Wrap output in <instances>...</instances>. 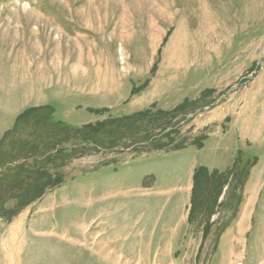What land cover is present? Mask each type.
Listing matches in <instances>:
<instances>
[{
    "label": "rangeland",
    "instance_id": "1",
    "mask_svg": "<svg viewBox=\"0 0 264 264\" xmlns=\"http://www.w3.org/2000/svg\"><path fill=\"white\" fill-rule=\"evenodd\" d=\"M31 36L51 51L61 43L74 61L82 54L86 71L46 66L52 85L36 95L31 82L44 79ZM14 78L27 82V109L50 106L54 122L74 128L186 99L202 106L161 134L160 121L143 119L115 134L114 149L104 141L61 155L53 147L65 137L48 120L19 124L3 149L38 166L61 156L44 165L64 182L0 219V264H264V0H0V82ZM150 95L157 102L147 107ZM23 107L0 120L12 129ZM172 129L183 149L145 143ZM192 165L235 171L208 220L199 205L188 221Z\"/></svg>",
    "mask_w": 264,
    "mask_h": 264
},
{
    "label": "trees",
    "instance_id": "2",
    "mask_svg": "<svg viewBox=\"0 0 264 264\" xmlns=\"http://www.w3.org/2000/svg\"><path fill=\"white\" fill-rule=\"evenodd\" d=\"M200 99L188 100L186 99L183 103L179 104L170 111L158 109L153 112V108H149L143 111L136 112L132 115L122 118H110L96 123H88L79 128L69 127L60 122H54L52 120L54 110L50 106L32 107L24 110L16 119L15 125L9 131H7L0 140V219L10 221L15 217L22 209L30 205L36 200L42 198L47 191L55 189L64 182V176L61 172L56 173L55 176L46 169V163L52 165L55 161H58L61 156L56 154H63L67 151H72L76 146L83 148L98 149L102 146H110V149H114L118 142L115 140V134L122 128H130L135 126L139 121L143 119H149V121H157L160 123L156 125V129H159L158 134L166 131L171 122L179 117L187 115L188 108L199 109ZM95 111V110H92ZM106 110H96V113H101ZM56 126L65 137V141L56 143L53 148H58L56 154L46 155L41 166H38L39 161L33 159L30 163L29 160L20 161L11 155V152L3 149L5 138L12 132L16 131L19 124L24 122H38L47 121ZM166 121V123H164ZM162 122V123H161ZM175 126V124L173 125ZM119 132V133H120ZM177 130L172 129L168 133H164L161 136L152 134L148 136L145 143L149 142L150 146L154 150L163 151H176L183 149L186 145L172 146L171 135L176 134ZM167 139L168 142L164 140ZM104 141H108L105 143ZM64 143L62 148L58 145ZM71 145V146H68ZM189 145H196L194 141ZM201 147V145H197ZM20 152L22 147L18 148ZM69 153V152H67ZM67 155V154H66ZM235 174L234 170H228L227 172H219L217 170L209 171L206 167H197L192 176L193 188L190 199V209L188 214V221L192 222L194 216L199 212L198 206L203 207L200 210V215H206V220L210 219L215 212L218 200L226 186L228 189L234 182V175L231 181L229 177ZM246 180V174H244V180L237 182L238 184L244 185ZM231 181V182H230ZM200 197H203L205 201L200 203ZM10 200H16L14 208H5V204ZM206 209V210H204ZM208 227V226H207ZM207 229L205 230V235Z\"/></svg>",
    "mask_w": 264,
    "mask_h": 264
},
{
    "label": "crops",
    "instance_id": "3",
    "mask_svg": "<svg viewBox=\"0 0 264 264\" xmlns=\"http://www.w3.org/2000/svg\"><path fill=\"white\" fill-rule=\"evenodd\" d=\"M16 17H19V16H16ZM82 38H83L82 35H66V37H65L66 40L74 41L76 43L79 42ZM47 42L50 43L49 41H47ZM30 46L32 49V56L35 55L38 58L41 57L40 60L38 61V66L41 70V78L44 79L42 81L37 80V81L31 82V88L34 89L36 95L40 92L41 88L44 89V88L50 87L52 85L51 75L49 73H47L48 70L46 69V66H52V67H54V66H68V67L72 68L73 70L80 69L81 75H83V71H86V67H85L86 65L83 63L82 54H81L80 59L77 58L75 61L72 60L70 58V56L72 55L70 53V49L66 48V53L63 54L61 43H56V47H55V44H54V46L52 45L53 51H51V48L49 46L46 47L45 45L41 44V41L39 40L38 36L34 39H32V36H31V45ZM21 54H22V58H23L22 50H21ZM59 54H62L63 58L59 57ZM45 55L49 56V58L47 60L45 59ZM27 64L31 65V61H28ZM21 66H23V61L21 63ZM8 81L6 83L0 82V111H2L3 116H5V117L9 116L11 118L17 114V112L19 110V106H20V108L22 106H24L23 108L27 109V106L29 104V100H27L23 104H21L23 102L25 96L22 94H19L20 91L25 87L27 82H25L22 78H14V79H10ZM150 85H151V88L154 86L153 84H150ZM149 87L150 86H148L147 88H145L142 91L134 93V96L132 99L133 100L140 99L142 96L145 95L146 92L148 93L151 90V89H149ZM39 96H43V98H45L44 95H39ZM156 102H157L156 99L151 98V95H150L149 100H147V102H146V106L148 107L151 104L156 103ZM42 106H47V105L38 104V105L33 106V107H42ZM103 108L109 109L111 107H103ZM198 119L199 118H197L195 123H198L197 122ZM212 122H213V119L210 117H207V118H205L204 123H202V121H201V123L198 125H199V127L203 128V127L211 124ZM9 130H11V128L8 125V123H6L5 120H3V121L0 120V137L2 138L4 136V134ZM196 167H197L196 165H192V167L190 169V177H191V175L193 176V172H194V169ZM207 168L219 169L215 165L214 166H208ZM220 170H222V169H220ZM155 181H156V179H155ZM191 187H192V183L188 182L187 186L184 187L183 190L185 192H190ZM11 231H12V228H11ZM12 234H13V232H12Z\"/></svg>",
    "mask_w": 264,
    "mask_h": 264
}]
</instances>
